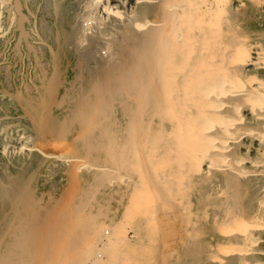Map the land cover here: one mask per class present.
I'll list each match as a JSON object with an SVG mask.
<instances>
[{
  "label": "bare ground",
  "instance_id": "6f19581e",
  "mask_svg": "<svg viewBox=\"0 0 264 264\" xmlns=\"http://www.w3.org/2000/svg\"><path fill=\"white\" fill-rule=\"evenodd\" d=\"M112 1L120 0H84L83 3L86 10H89L88 16H93L94 11L100 10L98 11L99 15H95L100 21L111 14L117 20L129 23L132 28L131 30L124 29L120 32L121 34L118 33L120 36L114 37L118 39L112 38L113 33L107 36L100 30L98 31L106 39L105 46L113 43L114 47L109 60L105 63L107 70L105 69L103 79H99L98 82L95 79L92 80L85 91L82 103L78 102V110L75 109L76 106L70 109L71 115H77L80 128L78 137L82 139L83 153L82 155L67 156L57 154L59 152L56 155L45 153L47 156H57L68 165L77 163L79 164L78 170L85 168V172L78 175L75 168L69 170L73 180L72 189L63 206H57L58 209L60 208L59 212L53 213L51 211L56 209L51 210L53 207L50 208L49 217H51L50 212L56 216L58 213V216L54 215L55 220L48 222L49 226L46 230L49 231L50 228L49 232L45 233V230L43 233L42 229L44 228L32 225L29 216H19L17 223L12 225L14 227L10 231L8 229V242L3 246L0 245V264H152V260L143 258V253L141 257V252H138V248H136V244L144 241L146 235L135 232L133 234L135 242L128 241L125 236V228L116 217L117 211L112 207L115 204L116 209L124 210V217L127 221L135 216L131 208H136L138 212L143 209L144 204H141L142 201H140L143 193L140 183L141 188L139 189L142 192L135 186L117 185L115 188L110 186L117 180V177L115 179L111 177V173L117 171L120 173L122 168L120 170L119 168L124 167L128 162V156H126L128 152L123 153L122 150H119L121 147L125 149L127 147L125 144L133 136L129 135V139L120 143L119 146H113L110 155L108 154L107 161H110L109 163L106 161L89 162L92 147H95L97 142L105 141L106 139L102 136L107 133L99 131L101 137L95 139V137H89V132L95 127L101 130L111 127V123H102V119L94 120L91 115H102L119 107L124 113L128 108L125 97H131L134 112L139 114L140 121L138 122L148 129L152 122L144 120L145 114L150 111L155 112L156 114L154 113L152 117L158 115V118L162 110L168 114L163 128L167 132L175 134L176 151L181 152L182 160L186 159L188 171L201 174L208 192L215 195L216 201L218 200V208L205 214V216H209L205 223L217 231V237L214 238L216 251L223 254L232 253V256L230 258H221L216 255L212 258H192L184 264H264V258H247L251 254H264V0H135L136 2H149L153 8L152 17H143L142 19H133V15L131 18L123 9L112 4ZM20 7V0H0V14L3 13L5 19H15L14 14L18 13L14 26L17 43L23 41L29 49L30 32L26 30V16L22 15ZM86 18L85 20H87ZM9 36V34L6 35L5 39H9ZM79 43L80 45L84 44L81 40ZM84 54L86 53L84 52ZM83 60L80 61L83 63ZM89 60L91 62V59ZM91 68L93 69V67ZM102 72L104 71L101 70ZM95 73H90V75H96L97 73ZM80 74L78 73V75ZM34 78L36 77L34 76ZM80 80L82 79L80 78ZM12 96L14 97V95ZM90 97L94 102V107L91 112H88L87 104ZM130 113L133 114L131 110ZM114 123L116 125V122ZM41 125L38 128H41ZM125 125L127 129L133 127L130 123ZM138 126L135 125L137 130ZM122 129L125 128L122 127ZM137 130L135 131L137 132ZM135 131L134 136H136ZM108 133L110 135L114 132ZM44 139L46 138L44 137ZM146 140L148 139L146 138ZM44 141L46 143V140ZM133 142L134 137L133 141L129 140L128 145L132 143L133 146ZM142 144L144 143L142 142ZM59 146L61 148L62 143ZM67 146L71 149L70 145ZM21 147L23 145L19 148ZM129 147L131 148L130 145ZM57 148L54 150H58ZM63 151L66 153L67 150L63 149ZM142 153H140L141 157H143ZM176 154L174 153V155ZM133 157L131 156V158ZM177 157L178 155L175 158ZM215 158L221 160L225 165L214 164ZM165 163L167 164V162ZM131 165L133 167V164ZM210 166L222 168L215 176H210ZM145 169L147 170L146 167ZM145 175L148 178L149 175L147 173ZM127 177L126 175V180L129 178ZM160 178L168 179L163 176ZM241 179H246L252 192L259 195L255 203L248 208L239 207L237 202L238 184L240 185L239 180L241 182ZM148 180H151L150 176ZM148 180L146 179V181ZM154 188L156 187L154 186ZM152 192L154 193V190ZM156 195L157 193L155 197ZM159 199L157 198V201ZM165 199L167 198L165 197ZM160 200L162 201V199ZM160 200L158 202H161ZM24 202L27 203L23 200V204ZM144 203L147 204V202ZM162 203H159L160 207ZM57 204L60 203L57 202ZM57 204L55 203V205ZM26 206L30 208L28 203ZM170 208L168 210L171 212ZM42 211L44 212L45 209ZM43 212L40 213L39 210L37 213L41 215ZM32 214L31 216H34L33 212ZM160 215L162 216L161 213ZM152 218L153 216L150 217V223ZM37 220L40 218L38 217ZM154 224L156 225L155 221ZM104 225L112 229V235L110 238L108 237L109 245L103 244V239L101 240L100 235H102L101 230H104ZM165 225L160 226L167 230L170 226L166 227ZM172 225L174 226V224ZM166 230L164 233H167ZM173 237L175 235L170 238ZM173 240L175 241V239ZM161 241L164 246L163 240ZM253 244L260 246L252 248ZM95 249H98L100 254H96ZM162 259L163 264L167 263L166 259Z\"/></svg>",
  "mask_w": 264,
  "mask_h": 264
},
{
  "label": "rangeland",
  "instance_id": "374dc122",
  "mask_svg": "<svg viewBox=\"0 0 264 264\" xmlns=\"http://www.w3.org/2000/svg\"><path fill=\"white\" fill-rule=\"evenodd\" d=\"M83 3L84 0H20V11L22 15L26 16L25 26L26 30L30 32V38H28L30 44L29 49L25 42L21 41L19 44L17 43L18 39L14 26L18 13L16 12V14H14L15 19L12 18L10 20L5 19L3 13L0 14V245L2 246L8 242V229L10 231L14 227L12 225L17 223L19 216H29L32 225L44 228L42 229V232L44 233V231L48 229V222H51L50 220L54 221L58 216V213H56L57 216L53 213L59 212L60 208L58 209V207L63 206L65 203L64 201L68 198V193L72 189L71 185L73 184V180L70 177L69 170L75 168L78 175L85 172V168L78 170L79 167L77 166L79 164L77 163L68 165L60 158L58 159L57 156H47L45 153H54L56 155V153L59 152L57 154H62V156L76 154L82 155V139L81 137H78V133H80L78 130L80 131V128L76 118L77 115H71L70 109L76 106L75 109L78 110V102H80V104L82 103L85 91L93 79L97 82L99 79H103L106 72L105 69L107 70L105 63L109 60V56L114 49L112 45L113 43L109 46H105L104 42L106 39L101 36L98 31L100 30L107 36H110L113 33L114 36L112 38H114L115 36H120V32L124 29L131 30L132 28L129 23H126L124 20H117L111 14H109L103 21H100L97 19V16L99 15L98 11L100 10L94 11L95 13L93 16H88L89 10H86ZM111 3L120 9H123L126 14L130 16L133 15L134 18L131 16L133 19L152 17L153 8L149 2L120 0L112 1ZM84 16H87L89 19ZM85 18L87 20H85ZM101 22L102 24H100ZM85 24L89 27L86 30H84L85 27H83ZM8 34L10 35L9 39H5V36ZM78 37L80 38L77 39ZM117 37L114 39H118ZM77 40H81L84 44L81 43L80 45ZM102 50L104 52H102ZM83 51L86 54H84ZM84 56L86 60H83ZM92 57L96 58L93 59ZM89 59H91V62ZM80 60H83V63ZM88 66L93 67L96 71ZM88 69L90 70V73L96 72L98 76L96 73V75L91 74V76ZM80 70L82 71L80 72ZM101 70L104 72L101 73ZM77 71L79 74H82V77H80L82 80L80 81L79 76H81V74L78 75ZM45 74L47 78L45 77ZM34 76L36 78H34ZM12 95H14V97ZM77 98H80L81 100L79 99V101ZM125 103L128 106V110L126 109L124 113L123 110H121L122 108L119 107L107 111L102 115H91L94 120L102 119V123H111V127L109 129L105 128V130L95 127L89 132V137H95V139L101 137L99 131L102 133L107 132L102 136V138L104 137L106 140L100 143L97 142V145L92 147L93 150H96H92L90 154L92 160L89 159V162L101 163L106 161V163H109L110 161H107L109 158L108 154L110 155L113 146H119L120 143L128 140L130 136L134 137L133 146L131 145L132 143L129 144L131 148L128 143L129 140L130 142L133 141V137H130L127 144H125L128 148L123 146L125 149L122 147L121 149L119 148L120 150L118 149L119 151L122 150L123 153L128 152V155H126L128 156V162L124 167L119 168V170L121 168L123 169H121L122 171L120 170V173L117 171L119 175L117 172L111 173V177L114 179L117 177V180L110 185L113 188L117 185L135 186L138 189L142 186L143 193H140L142 192L140 191L141 189H139V193L142 196L140 201H142L141 204H144L142 206L143 209L138 212L136 208H131L133 215L136 217L133 216L130 221H127L124 217V210L116 209L115 204L112 206L117 211V219L125 228V236L128 241L135 242L133 235L135 232H139L143 235L145 234L146 237L144 241L140 244H136V248H138V252H141V257L144 254L143 258L151 259L152 264H161L160 262L162 258H164V260L166 259L165 262L167 263L165 264H184L192 258H212L214 255L221 256V258H230L232 253L223 254L216 251L214 238L217 237V231L213 230L205 223L209 218V216H205V214L209 213L212 209L218 208V200L216 201L215 195L208 192L207 185L203 181L201 174L188 171L186 159L182 160L181 152L176 151L174 145L175 134L167 132V130L163 128L168 114L164 110L160 112L161 115L159 114V118L158 115L152 117L155 112L150 111L145 114L144 120H149L150 123L152 122L148 129L146 126L144 127V125L141 126V123L138 122L140 121V119H138L139 114L137 115V113L134 112V104L131 97H125ZM87 105L89 107L88 112H91V109L94 107V102L91 100V97ZM130 110L133 114L130 113ZM114 122H116V125H114ZM127 123L132 124L134 128L130 127L132 129H127L125 125ZM40 124H42L41 128H38L40 127ZM134 124L136 127L139 125L138 130ZM112 126L113 129H111ZM122 127L125 129H122ZM135 130H137V132ZM134 131L136 132V136H134ZM108 132L114 133H110L109 135ZM44 137L46 139H44ZM140 137H143L142 142L144 144L146 143V146L142 144ZM146 138L148 140H146ZM43 139L46 140V143H44L45 141ZM109 139L110 141H108ZM61 143L62 146L59 148V144ZM108 143L110 144L108 145ZM154 144H157L158 146ZM22 145L23 147L19 148ZM39 145L41 149L39 148ZM67 145H70L71 149H69ZM56 148L58 150H54ZM63 149L67 151L69 149L68 153L67 151H65L67 154L63 153ZM128 150L131 151L129 152ZM140 153H142L141 155H143V157L140 156ZM174 153H177V158H175L176 155H174ZM131 156L134 157L131 158ZM136 156L139 158L137 157L136 159ZM141 158H143V160H141ZM167 158L169 160L173 159L172 161L175 162H172L171 160L169 161ZM165 162H167V164ZM213 163L218 166L225 165L221 160L216 158ZM131 164H133V167ZM115 167L118 169L117 165H115ZM214 167L215 166L209 167L210 176H215L222 168ZM143 172L145 174L147 173L152 181L148 180L149 176L148 178L145 177L146 175ZM126 175L129 177H127L128 180L125 178ZM161 176L168 179L162 180L160 178ZM146 179L149 183L151 182L150 186L153 184L159 190L154 188L153 185L150 187ZM173 179H177V181ZM239 183V194L237 193L238 206L241 208L251 207L259 195L252 192L246 179H241V182L239 180ZM152 189L154 190V193L152 192ZM156 193L157 195L155 197ZM165 197L167 199H165ZM157 198L162 199L165 204L163 205L160 199L161 202H158L159 200L157 201ZM23 200L28 203L30 208L26 206L27 203L24 202L23 204ZM38 201L39 203H37ZM57 202L60 204H57ZM144 202H147V204L145 205ZM55 203L57 205H55ZM159 203H162L161 207ZM162 207L164 208L162 209ZM50 208H52L51 210H56L51 211ZM169 208L171 209V212L173 210L172 213L168 210ZM43 209H45L44 212L42 211ZM145 209L147 210L145 211ZM39 210L40 213L43 212L41 215L38 214ZM166 210L169 213L164 215L167 213ZM49 211L53 212H50V216H53V218L49 217ZM32 212L34 213V216H31L33 215ZM155 212L157 213L154 214ZM149 214L152 215L150 216ZM152 216L153 223H150V217ZM156 216L158 217V220ZM164 216H167L166 221ZM38 217L40 220H37ZM47 217L50 218L49 221H47ZM174 217H176V219H174ZM162 219L166 225L164 223L162 224ZM42 220L47 223H41ZM154 221L156 225L154 224ZM40 224L43 225L40 226ZM172 224H174V226ZM160 225H165L166 227L169 225L170 227L166 230V228L164 229L163 226ZM157 226L160 228L158 229ZM103 229V231L101 230L102 235H100L102 237L101 240L103 239V244L109 245L108 242L112 235V229L106 225L103 226ZM164 230H166L167 233H164ZM49 231L46 230L45 233ZM170 231L175 232L171 233ZM172 234L175 235V237L170 238L173 236ZM167 237L169 238V242L166 239ZM165 239L166 241L164 242ZM173 239H175V241ZM161 240H163L164 246L162 245ZM165 245L168 248H166ZM193 245L195 246L194 248ZM259 246L260 245L258 244H253L251 247L256 248ZM162 247L163 250H161ZM97 250L98 249H95L94 251L96 254L100 252L99 250L97 252ZM166 250H168V252H166ZM95 253L94 256L96 255ZM161 253H163V257L161 256ZM247 258H264V254H251ZM163 263L164 261L162 259V264Z\"/></svg>",
  "mask_w": 264,
  "mask_h": 264
},
{
  "label": "built area",
  "instance_id": "2783aa9c",
  "mask_svg": "<svg viewBox=\"0 0 264 264\" xmlns=\"http://www.w3.org/2000/svg\"><path fill=\"white\" fill-rule=\"evenodd\" d=\"M86 25H87V24L84 25V26H85L84 30H86L87 28H89V27H87ZM102 52H104V51L102 50Z\"/></svg>",
  "mask_w": 264,
  "mask_h": 264
}]
</instances>
